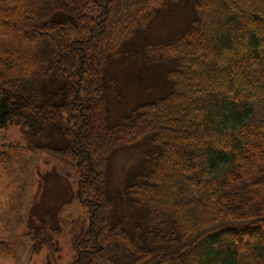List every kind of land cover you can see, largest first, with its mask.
Segmentation results:
<instances>
[{
    "label": "trees",
    "instance_id": "1",
    "mask_svg": "<svg viewBox=\"0 0 264 264\" xmlns=\"http://www.w3.org/2000/svg\"><path fill=\"white\" fill-rule=\"evenodd\" d=\"M157 17L176 32L149 41ZM139 39L140 64L122 56L144 97L109 125L107 63ZM11 124L18 149L77 176L88 216L68 264H264V0H0ZM138 144L111 191L113 156ZM28 235L32 254L58 252L44 225Z\"/></svg>",
    "mask_w": 264,
    "mask_h": 264
},
{
    "label": "rangeland",
    "instance_id": "2",
    "mask_svg": "<svg viewBox=\"0 0 264 264\" xmlns=\"http://www.w3.org/2000/svg\"><path fill=\"white\" fill-rule=\"evenodd\" d=\"M171 24L161 17L155 18L149 25L148 40H165L174 35L176 30ZM129 42L111 55L105 69L109 125L122 120L136 105L138 94L144 97L138 90L136 77L140 46L145 40L139 39L132 46ZM133 51L138 53L139 64L131 66L122 52L130 58ZM20 128L11 124L0 129V264H68L72 260L71 237L88 216L75 198L77 176L74 169L59 164L50 154H30L18 149L16 144H22ZM145 148L144 144H138L115 153L109 177L111 191L121 190L125 175L138 164ZM21 183L25 185L22 191L18 190ZM130 214L131 211L125 216ZM41 224L58 246V252L51 254L45 247L37 254L30 252L28 233Z\"/></svg>",
    "mask_w": 264,
    "mask_h": 264
}]
</instances>
